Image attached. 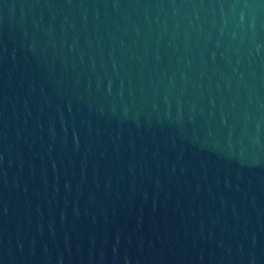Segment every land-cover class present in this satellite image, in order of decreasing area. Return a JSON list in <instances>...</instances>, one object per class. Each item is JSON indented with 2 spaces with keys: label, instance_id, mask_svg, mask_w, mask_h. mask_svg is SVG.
Wrapping results in <instances>:
<instances>
[{
  "label": "water",
  "instance_id": "obj_1",
  "mask_svg": "<svg viewBox=\"0 0 264 264\" xmlns=\"http://www.w3.org/2000/svg\"><path fill=\"white\" fill-rule=\"evenodd\" d=\"M0 264H264V0H0Z\"/></svg>",
  "mask_w": 264,
  "mask_h": 264
}]
</instances>
